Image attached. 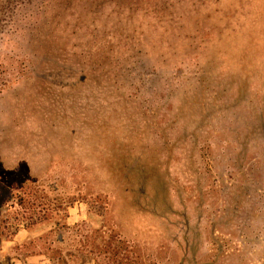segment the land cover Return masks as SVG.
Segmentation results:
<instances>
[{"label":"rangeland","instance_id":"1","mask_svg":"<svg viewBox=\"0 0 264 264\" xmlns=\"http://www.w3.org/2000/svg\"><path fill=\"white\" fill-rule=\"evenodd\" d=\"M138 1L0 0V237L264 264V0Z\"/></svg>","mask_w":264,"mask_h":264},{"label":"crops","instance_id":"2","mask_svg":"<svg viewBox=\"0 0 264 264\" xmlns=\"http://www.w3.org/2000/svg\"><path fill=\"white\" fill-rule=\"evenodd\" d=\"M69 223H75L73 216H68ZM29 228L19 229L13 238L0 243V263L8 260L9 264H53L51 258L45 252H30L24 248V244L31 238Z\"/></svg>","mask_w":264,"mask_h":264},{"label":"trees","instance_id":"3","mask_svg":"<svg viewBox=\"0 0 264 264\" xmlns=\"http://www.w3.org/2000/svg\"><path fill=\"white\" fill-rule=\"evenodd\" d=\"M131 1V0H130ZM138 1V0H137ZM136 2V1H135ZM138 2H142L141 0H139ZM4 238L0 237V243L3 241ZM1 264V263H0Z\"/></svg>","mask_w":264,"mask_h":264}]
</instances>
